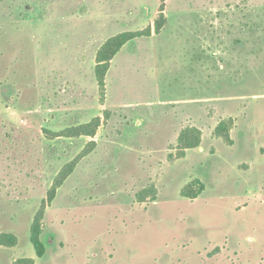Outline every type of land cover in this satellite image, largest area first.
Listing matches in <instances>:
<instances>
[{
  "label": "rangeland",
  "instance_id": "1",
  "mask_svg": "<svg viewBox=\"0 0 264 264\" xmlns=\"http://www.w3.org/2000/svg\"><path fill=\"white\" fill-rule=\"evenodd\" d=\"M149 27L101 100L99 48ZM0 233V264H264V0H0Z\"/></svg>",
  "mask_w": 264,
  "mask_h": 264
},
{
  "label": "trees",
  "instance_id": "2",
  "mask_svg": "<svg viewBox=\"0 0 264 264\" xmlns=\"http://www.w3.org/2000/svg\"><path fill=\"white\" fill-rule=\"evenodd\" d=\"M165 22L164 15L157 20V28L160 30ZM151 34V27L143 31H125L117 35L108 38L102 46L99 48L96 57V78L101 94V100L105 99L106 96V77L111 68V62L114 57L121 51V49L130 41ZM231 121V120H230ZM230 121H221L215 129V133L219 136L225 138V140L232 142L230 135ZM101 125L100 117H95L92 121L81 124L77 127L68 128L62 134H56V136H66V137H79V136H89L94 137L96 135L97 129ZM202 143V132L200 129L194 126H189L184 128L178 138V144L181 147L182 156L186 153V150L199 147ZM82 155H86L84 152ZM74 170V163L67 165L62 171L60 176L56 180V184L53 186L51 191V200L55 197L58 187H60L63 182L72 174ZM202 190V189H201ZM199 193H187L186 195L192 198L197 197ZM46 206L43 205L39 210L38 214L35 216L33 223L31 225V242L36 249V254L38 257L42 258L47 253V246L43 240V219L45 216ZM18 243V237L13 233H0V244L6 246H14ZM13 264H35L33 258H21L15 261Z\"/></svg>",
  "mask_w": 264,
  "mask_h": 264
}]
</instances>
